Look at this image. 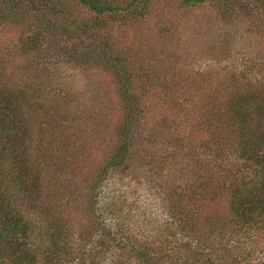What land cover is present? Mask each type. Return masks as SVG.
Instances as JSON below:
<instances>
[{
    "label": "rangeland",
    "instance_id": "obj_1",
    "mask_svg": "<svg viewBox=\"0 0 264 264\" xmlns=\"http://www.w3.org/2000/svg\"><path fill=\"white\" fill-rule=\"evenodd\" d=\"M7 1L0 0V97L19 92L31 105L18 115L36 184L32 209H49L80 239L78 257L92 264H139L130 252L139 243L178 264L169 248L181 235L169 207L197 228L207 206L225 210L228 188L241 177L228 150L227 107L264 82L258 13L244 8L247 0H230L229 14L220 0H148L144 15L125 8L108 24L110 55L121 58L114 70L81 58L86 35H62L49 14L30 8L28 22L21 10L8 18ZM70 6L79 18L91 16ZM126 92L143 112L122 163L107 168L125 140ZM20 199L30 212V201Z\"/></svg>",
    "mask_w": 264,
    "mask_h": 264
},
{
    "label": "trees",
    "instance_id": "obj_2",
    "mask_svg": "<svg viewBox=\"0 0 264 264\" xmlns=\"http://www.w3.org/2000/svg\"><path fill=\"white\" fill-rule=\"evenodd\" d=\"M63 1L8 0L6 5L10 6V10L4 14L11 18L13 13L21 10L22 18L27 22L29 8L49 14L54 21L51 26L61 30L62 35L69 38L86 35L88 42L84 49H78L82 59L104 61L107 62L106 66L117 70L112 66L121 58L110 55L114 45L108 24L128 7L144 15L149 10L148 0H127L125 5L120 0H68V5ZM73 1L87 7L91 16L79 18L73 15L75 10L70 6ZM203 1L183 0V3L194 5ZM34 3L40 5L35 8L32 6ZM218 4L222 13L229 14L230 0H220ZM244 8L251 14L257 12L264 24V0H247ZM125 101L128 103L127 122L122 126L125 140L107 168L122 163L129 143V129L143 112L137 104H132L136 102L129 100V94ZM28 106L31 105L19 92L0 97V264H92L86 261L87 257L82 252V258L78 257L80 239L72 235L73 232H69L49 209H32L38 206V202L32 199L36 184L32 178L28 179L33 167L28 159L29 153L26 154L20 143L24 123L18 115L19 112L24 114L22 109ZM227 111V121L231 127L228 131L231 138L228 150L233 147L231 154L238 158L237 171L241 177L232 181L228 188L225 210L219 212L207 206L209 212L200 214L203 220L196 223L200 225L197 228L186 223L189 217L182 210L183 217L175 215L174 212L179 210L176 204L169 207L176 217L175 220L169 216L176 221L175 235H181L169 248L181 257H176L178 264H241L242 261L246 264H264V82L258 88L236 93L229 101ZM229 132L235 133L236 138H232ZM21 197L30 201L27 202L30 212H24L21 208ZM130 252L139 264H167L163 257L152 252L151 247L140 243L133 246Z\"/></svg>",
    "mask_w": 264,
    "mask_h": 264
}]
</instances>
